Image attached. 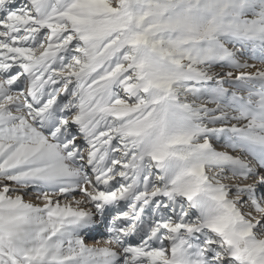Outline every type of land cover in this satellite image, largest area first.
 <instances>
[{"label": "snow or ice", "instance_id": "6c2138e0", "mask_svg": "<svg viewBox=\"0 0 264 264\" xmlns=\"http://www.w3.org/2000/svg\"><path fill=\"white\" fill-rule=\"evenodd\" d=\"M0 264H264V0H0Z\"/></svg>", "mask_w": 264, "mask_h": 264}]
</instances>
